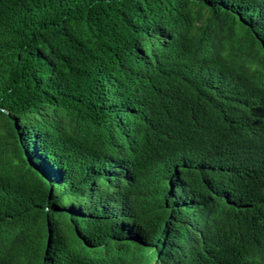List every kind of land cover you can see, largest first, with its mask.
Segmentation results:
<instances>
[{
	"label": "trees",
	"instance_id": "16d2710c",
	"mask_svg": "<svg viewBox=\"0 0 264 264\" xmlns=\"http://www.w3.org/2000/svg\"><path fill=\"white\" fill-rule=\"evenodd\" d=\"M0 264H264V0H0Z\"/></svg>",
	"mask_w": 264,
	"mask_h": 264
}]
</instances>
